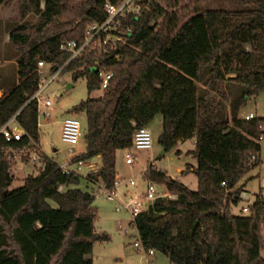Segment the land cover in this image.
Wrapping results in <instances>:
<instances>
[{"label":"trees","instance_id":"1","mask_svg":"<svg viewBox=\"0 0 264 264\" xmlns=\"http://www.w3.org/2000/svg\"><path fill=\"white\" fill-rule=\"evenodd\" d=\"M108 1L122 0H42V7L40 0H17L20 16L34 10L38 20L7 31L17 51L16 75L0 94V125L14 115L38 141L37 102L30 98L39 79L37 60L52 62L51 71L61 66L71 79L84 76L88 95L69 111L86 114V147L70 161L100 155L99 168L86 178L110 187L117 174L116 150L132 142V120L146 124L160 111V140L166 143L168 109L178 112L183 122L176 134L182 140L194 137L186 153L196 161L181 172H194L197 186L149 168L145 178L176 197H157L135 217L139 240L172 264H264V196L257 192L246 214L231 211L244 190L239 179L260 162L259 136L264 137V115H239L248 98L264 92V0H240L245 8L236 10L203 9L201 0H134L138 10L117 13L105 31L69 58L66 43H84L88 26L106 20ZM94 66L112 75L100 94L90 95L101 82ZM228 83L239 89L231 100ZM13 144L29 140L23 136ZM38 156L39 171L10 188L12 160L0 152V264H92L87 256L93 244L109 240L94 226L95 194L76 186L75 170H63L41 152Z\"/></svg>","mask_w":264,"mask_h":264},{"label":"rangeland","instance_id":"2","mask_svg":"<svg viewBox=\"0 0 264 264\" xmlns=\"http://www.w3.org/2000/svg\"><path fill=\"white\" fill-rule=\"evenodd\" d=\"M72 2L75 0H62ZM203 9H229L236 10L245 8V5L240 0H201ZM40 5H43L40 0ZM38 13L34 10H29L23 16L19 14V3L17 0H10L8 3H0V85L9 87L16 75L15 58L17 51L13 48L8 39V29L21 21L37 22ZM109 38H113L111 33ZM249 48V47H248ZM45 73L43 81L50 75L51 70L44 67ZM57 78L50 80L42 89L40 99L46 98L49 101L48 105L42 103L37 104V123H38V145L44 155L51 157L58 164L68 161L67 167L75 170L78 174H82L86 170L85 165H79L76 169V162L70 161L71 156L85 150L84 132L86 129V114L84 111L71 113L70 107L76 104L80 99L87 97L86 79L84 76H79L76 79H71L69 72L58 73ZM66 83L71 85L66 87ZM158 86L159 84L155 82ZM195 85L200 86V82ZM226 93L229 99H233L239 93L236 84L228 83L226 85ZM100 90H93L90 95H97ZM168 121L166 128V136L168 141L160 140L163 131L162 114L156 111L146 122L152 133V146L149 149H133L119 148L116 150L115 168L117 176L121 179L128 180L131 177H136V188L141 190L147 181L145 178V167L149 160L154 159L156 167L164 170L170 176L181 180L189 187L195 189L197 186V178L194 172H181L187 163H195V158L186 151L194 146V137L179 139V134H176L181 128L182 118L178 112L174 114L172 109H168ZM249 111L257 116L264 115V92L247 99L246 103L239 109V115L244 116ZM46 112L47 115L43 113ZM174 116L172 115V113ZM223 112L230 119V105L228 101L223 102ZM68 115L76 117L80 122L81 134L78 140L69 144L62 141L60 138L61 120ZM172 133V134H171ZM71 147L72 151H68ZM130 151L134 153L135 159L131 164L125 162V153ZM260 162L247 170L239 179V184H244L246 198L240 197L236 204H232L233 214H246L243 207L255 200L256 193L261 192L264 196V141L261 143L259 152ZM13 163V161H12ZM11 163V164H12ZM11 166V165H10ZM13 177L9 187L13 188L21 183V177L27 173H35V170L27 169L19 159L11 166ZM156 187L163 189V185L152 180ZM80 188H85L84 182L80 180L76 185ZM131 186L121 185L117 188V199L121 201L127 200L126 190ZM94 205L97 209V216L94 221V226L97 232H105L109 236L106 242L97 241L93 244L90 257L92 264H137L140 263L142 254L133 246V242L137 239V231L134 226L129 225V215L126 212H117L115 210L118 204L115 200H110L106 197L103 189L99 186H94ZM121 220L122 228L117 227V221ZM264 255V251H261ZM153 264H172L166 255L155 252L150 257Z\"/></svg>","mask_w":264,"mask_h":264},{"label":"built area","instance_id":"3","mask_svg":"<svg viewBox=\"0 0 264 264\" xmlns=\"http://www.w3.org/2000/svg\"><path fill=\"white\" fill-rule=\"evenodd\" d=\"M42 7V5H40ZM139 4H135L134 0H122L118 3L106 2L105 9L107 12L106 20L101 23H93L88 26L86 29V40L79 46H75V43L71 40L66 43V46L71 49V54L69 58L78 54L82 46L91 41L95 35L100 31H105L110 22L113 20L114 16L117 13H123L125 10H138ZM108 37L106 38V40ZM114 39V37H113ZM105 40V41H106ZM52 62H44L43 60H37L36 62V72L39 76L38 84L36 89L32 92L30 98H34L37 104L40 102L43 105H48L49 101L46 98L40 99V93L43 87L53 78L58 77V73H60L61 66L53 69L51 71V75L43 81L44 78V67L46 66L49 69L52 66ZM97 64V63H95ZM94 70L96 71V75L100 78V92L107 86L108 80L112 75L111 71H106L101 66H94ZM47 115L46 112L43 113ZM254 116L253 112H248L244 115L246 119L252 118ZM133 125H135V129L133 131L132 142L130 147L133 149H149L152 146V133L149 127L146 124L136 125L135 121L132 120ZM81 134V127L79 120L72 116H65L61 120L60 126V138L62 141H65L69 144L75 143ZM23 136H25L29 140V144H25L22 146H18L13 144L14 141H18ZM259 140L264 141L263 135L259 136ZM31 144V145H30ZM34 145V142L29 138L28 134L23 130V128L17 123L14 118V115L10 116L7 120H5L0 125V152H3L7 159L9 160H21V159H34L35 154L31 149V146ZM68 151H72V148L69 147ZM135 159L134 153L127 151L125 153V162L127 164H131ZM80 162V161H77ZM68 161H64L61 164H58L63 170H68L67 167ZM149 168H157L154 162V159L149 160L147 166L144 171L146 172ZM136 177H131L128 180L121 179L119 176H115L112 186L106 187L105 184L101 181L100 186L103 189L104 194L110 200H115L118 204L115 207L117 212H126L129 215V225L133 226V222L135 217L141 213L149 202L154 200L157 197H169L174 198L176 195L170 192L166 187L163 189H159L156 187L155 183L151 179H147L145 186L138 190L136 188ZM121 185L131 186L126 190L127 200L121 201L117 199V188ZM60 187V186H59ZM239 197H247L244 190L239 192ZM247 207H243V211L247 212ZM121 220L117 221V227L122 228ZM133 246L142 254V262L139 264H153L150 260V257L154 255L155 251L153 249H147L143 246L138 236L137 239L133 242Z\"/></svg>","mask_w":264,"mask_h":264},{"label":"crops","instance_id":"4","mask_svg":"<svg viewBox=\"0 0 264 264\" xmlns=\"http://www.w3.org/2000/svg\"><path fill=\"white\" fill-rule=\"evenodd\" d=\"M15 63V62H14ZM14 81H15V79H14ZM13 81V82H14ZM11 86V85H10ZM10 86L9 87H2V85H0V94L2 93V91H7L9 88H10ZM100 94V93H99ZM250 112V111H249ZM37 125H38V123H37ZM31 149L33 150V152H34V154H35V157H34V159H21L20 161H22L23 162V164L25 165V167L27 168V169H31V170H35V173H27V174H36L38 171H39V169L42 167V163H41V161H40V159H39V156H38V152H41V153H43L42 151H41V149H40V147H39V145H38V141L36 142V143H34V145L33 146H31ZM44 154V153H43ZM15 162V160L13 161V163ZM12 163V164H13ZM100 163H101V160H100V155H96V156H94V157H91V158H88V159H86V160H81L80 162H77L76 161V169L79 167V165H85L86 166V170H85V172L84 173H82V174H79L80 175V179H79V181L80 180H82V182H84V184H85V188L86 189H89V190H92L93 192H94V186H99V187H101L100 186V182H101V179H97V180H89V179H87L86 178V174L87 173H90V172H95L98 168H99V166H100ZM12 164H11V166H12ZM11 166H10V168H9V173L11 174V176L13 177V173L11 172ZM27 174H25V175H27ZM24 175V176H25ZM117 175V174H116ZM24 176H22L21 177V182H22V178L24 177ZM21 184V183H20ZM19 184V185H20ZM18 185V186H19ZM16 187V186H15ZM12 188V187H11ZM84 188V189H85ZM243 198H246V197H243ZM231 211H232V209H231ZM87 258H91L90 257V255H88L87 256ZM91 260H92V258H91ZM141 260H143L142 259V256H141ZM142 262V261H141ZM140 262V263H141ZM137 264H139V263H137Z\"/></svg>","mask_w":264,"mask_h":264},{"label":"water","instance_id":"5","mask_svg":"<svg viewBox=\"0 0 264 264\" xmlns=\"http://www.w3.org/2000/svg\"><path fill=\"white\" fill-rule=\"evenodd\" d=\"M71 84L70 83H66V87L70 86Z\"/></svg>","mask_w":264,"mask_h":264}]
</instances>
